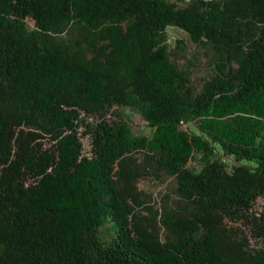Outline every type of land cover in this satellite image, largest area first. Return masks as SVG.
Segmentation results:
<instances>
[{
  "label": "trees",
  "instance_id": "16d2710c",
  "mask_svg": "<svg viewBox=\"0 0 264 264\" xmlns=\"http://www.w3.org/2000/svg\"><path fill=\"white\" fill-rule=\"evenodd\" d=\"M0 264H264V0H0Z\"/></svg>",
  "mask_w": 264,
  "mask_h": 264
},
{
  "label": "rangeland",
  "instance_id": "374dc122",
  "mask_svg": "<svg viewBox=\"0 0 264 264\" xmlns=\"http://www.w3.org/2000/svg\"><path fill=\"white\" fill-rule=\"evenodd\" d=\"M168 34L172 45L175 44L176 38H183L187 48L192 49L193 43L189 39L187 33L182 29L176 26H168ZM205 69L206 66L204 63L198 65V67L196 68L195 77L198 78V76L204 74ZM132 126L136 133L148 134L150 130L149 127H147L146 125V121L136 113L133 114ZM135 182L138 185V187L142 189H146L147 191L153 193L154 202L158 205V199L160 198L161 189H164V187H162L160 184L156 183L155 181H152L145 177L140 178Z\"/></svg>",
  "mask_w": 264,
  "mask_h": 264
}]
</instances>
